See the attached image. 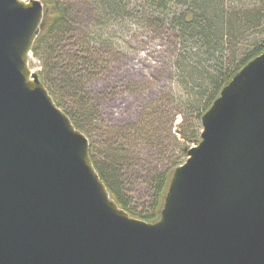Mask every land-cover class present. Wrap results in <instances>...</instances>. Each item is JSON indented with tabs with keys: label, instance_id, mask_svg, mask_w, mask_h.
<instances>
[{
	"label": "water",
	"instance_id": "1",
	"mask_svg": "<svg viewBox=\"0 0 264 264\" xmlns=\"http://www.w3.org/2000/svg\"><path fill=\"white\" fill-rule=\"evenodd\" d=\"M43 19L41 0H0V264H264V52L203 114L148 222L32 71Z\"/></svg>",
	"mask_w": 264,
	"mask_h": 264
},
{
	"label": "trees",
	"instance_id": "2",
	"mask_svg": "<svg viewBox=\"0 0 264 264\" xmlns=\"http://www.w3.org/2000/svg\"><path fill=\"white\" fill-rule=\"evenodd\" d=\"M90 1L95 17L92 24L81 29L71 16L72 3L43 0L44 19L32 48L42 64L38 71L41 80L59 106L57 93L67 100L70 108L64 110L86 135L84 126L103 138L99 135L100 129L93 126L100 119L99 111L89 104L91 100L86 94L84 79L109 62L108 57L115 49L116 33L112 29L106 34L111 23L132 17L142 25L172 33L178 44L173 61L178 93L168 96L184 108L174 115L182 117L175 125L177 131L173 132L170 126H157L164 120V110L159 111L154 106L138 125L111 130L98 153L94 152V143L90 140L92 160L101 178L118 204L133 216L123 184L133 172L145 166L140 158L144 151L142 145L159 148L158 151L165 153L163 130L174 139L176 150L185 155L188 144L200 138L202 116L222 88L245 64L264 52V44L255 38L264 25V0ZM69 46L70 50L66 51ZM181 157H171L170 167L164 171L147 169L150 172L145 183L154 190L155 197L149 213L142 216L143 220L155 222L160 218L173 174L171 170L179 166Z\"/></svg>",
	"mask_w": 264,
	"mask_h": 264
},
{
	"label": "rangeland",
	"instance_id": "3",
	"mask_svg": "<svg viewBox=\"0 0 264 264\" xmlns=\"http://www.w3.org/2000/svg\"><path fill=\"white\" fill-rule=\"evenodd\" d=\"M63 1L72 3L71 16L76 20L78 28L85 29L93 23L95 10L90 0ZM112 29L116 30L113 39L115 49L109 57L107 56L109 62L103 64L102 70L84 79L85 91L91 100L89 104L97 107L100 117L93 126L100 129L99 135L103 138L91 133L84 126L89 140L94 143L96 153L99 152L102 141L108 139L111 130L138 125L154 106H157L159 111H162V108L164 110V120L159 121L157 126L161 128L170 126L171 130L176 132L175 125L180 123L182 117L174 115L177 110L184 109L179 102L168 98L178 93L173 78V61L178 44L173 34L163 29L142 25L132 17L126 21L111 23L106 29V34ZM255 38L264 44V25L258 30ZM65 49L70 50V46ZM29 62L33 72L38 73L41 70V61L32 52ZM56 98L61 103V108H70L61 93H57ZM161 98L166 99L159 102ZM157 114L160 115V112ZM172 117L176 118L171 120ZM163 134L166 136L162 145L165 153H162V150L158 151L159 148L155 150L143 144L144 151L140 158L142 166H145L142 170L133 172L129 180L123 184L129 208L133 211V216L139 219L149 213L155 197L154 190L145 183L150 172L147 169L157 168L164 171L170 167L171 157L182 156L178 165L183 164L188 157L187 152L184 155L176 150L174 139L166 131L162 130ZM199 141L200 138L190 142L187 150ZM174 170H171V174ZM137 174L140 178L136 177Z\"/></svg>",
	"mask_w": 264,
	"mask_h": 264
},
{
	"label": "bare ground",
	"instance_id": "4",
	"mask_svg": "<svg viewBox=\"0 0 264 264\" xmlns=\"http://www.w3.org/2000/svg\"><path fill=\"white\" fill-rule=\"evenodd\" d=\"M31 52H32V50H31Z\"/></svg>",
	"mask_w": 264,
	"mask_h": 264
}]
</instances>
